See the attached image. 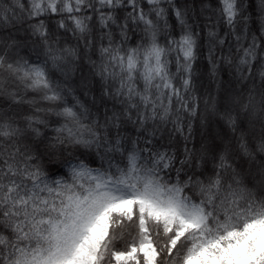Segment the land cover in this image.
Masks as SVG:
<instances>
[{
    "label": "snow or ice",
    "instance_id": "6c2138e0",
    "mask_svg": "<svg viewBox=\"0 0 264 264\" xmlns=\"http://www.w3.org/2000/svg\"><path fill=\"white\" fill-rule=\"evenodd\" d=\"M0 264H264V0H0Z\"/></svg>",
    "mask_w": 264,
    "mask_h": 264
}]
</instances>
